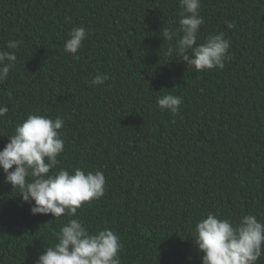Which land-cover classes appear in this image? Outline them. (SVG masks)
Segmentation results:
<instances>
[{"label":"trees","instance_id":"obj_1","mask_svg":"<svg viewBox=\"0 0 264 264\" xmlns=\"http://www.w3.org/2000/svg\"><path fill=\"white\" fill-rule=\"evenodd\" d=\"M181 11L180 0H0V51L17 56L0 83V150L30 114L63 118L49 174H104L103 197L77 216L90 233L118 235L121 264H202L192 230L209 212L264 223V0H201L197 44L223 33L222 69L169 54L175 37L163 33ZM81 26L74 58L64 42ZM168 93L182 97L178 115L157 106ZM18 192L0 169V264H34L75 218L33 215Z\"/></svg>","mask_w":264,"mask_h":264},{"label":"clouds","instance_id":"obj_2","mask_svg":"<svg viewBox=\"0 0 264 264\" xmlns=\"http://www.w3.org/2000/svg\"><path fill=\"white\" fill-rule=\"evenodd\" d=\"M180 6L178 28L165 29L163 33L164 40L172 41L175 37L169 54L174 53L196 71L222 69L229 56L230 41L219 33L197 44L198 32L204 23L199 11L201 0H180ZM227 26L234 27L231 23ZM86 36L84 27L73 28L63 50L78 58L76 54ZM21 43L10 40L6 46L16 49ZM16 60L14 52L0 51V83L8 79ZM108 79L107 74L96 75L91 84L100 86ZM182 103V97L171 93L157 98V106L173 115L179 114ZM7 112L6 106H0V117ZM63 125L61 117L51 119L30 114L15 126L13 134L8 136L9 142L0 150V169L5 183L19 189L18 195L30 205L31 214H51L52 221L62 216L75 217L60 227L56 242L45 247L34 264H121L119 254L123 246L118 235L108 228L90 233L77 216L82 204L103 197L104 174L86 173L79 167L72 172L60 168L49 174L64 150L59 131ZM192 234L202 264H257L264 255V223L255 215H244L233 222L209 212L206 218L196 222Z\"/></svg>","mask_w":264,"mask_h":264}]
</instances>
